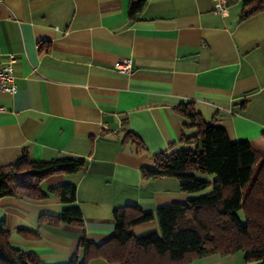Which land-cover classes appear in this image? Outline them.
<instances>
[{
  "label": "crops",
  "instance_id": "obj_1",
  "mask_svg": "<svg viewBox=\"0 0 264 264\" xmlns=\"http://www.w3.org/2000/svg\"><path fill=\"white\" fill-rule=\"evenodd\" d=\"M129 0H0V55L16 58L14 93L0 92V166L23 150L34 160L85 161L76 173H54L43 191L72 183L76 200L0 197V220L12 244L44 264H62L113 233V209L144 210L182 201L175 177L145 178L154 155L188 145L196 125L183 115L222 127L231 141L264 149V9L241 18L240 0L227 15L212 0H146L136 19ZM130 59L121 72L118 61ZM196 122V121H194ZM129 132V134H127ZM78 206L83 229L50 225L39 215ZM37 228L38 240L17 229ZM138 237L157 232L154 220L133 226ZM245 263L242 254H215L189 264ZM87 264H115L98 258Z\"/></svg>",
  "mask_w": 264,
  "mask_h": 264
},
{
  "label": "trees",
  "instance_id": "obj_2",
  "mask_svg": "<svg viewBox=\"0 0 264 264\" xmlns=\"http://www.w3.org/2000/svg\"><path fill=\"white\" fill-rule=\"evenodd\" d=\"M146 0H129L128 15L136 19ZM241 18L264 9V0H240ZM183 115L196 125L194 135L185 136V147L159 152L153 166H142L145 178L175 177L181 192L207 193L186 200L144 210L125 204L112 211L114 230L104 241L93 242L83 229L78 206H69L57 215L43 213L39 222L50 225L73 224L83 230L78 251L62 264H87L102 258L115 264H189L194 259L215 254L241 253L245 263L264 264V149L248 140L231 141L225 130L199 118L190 105H181ZM196 121V122H194ZM129 134V132H127ZM85 161L62 156L34 160L26 150L9 164L0 166V197L5 195L41 200L57 196L64 204L76 200V186L62 183L41 188L42 180L54 173H76ZM213 175L212 180L196 177V172ZM154 220L157 232L137 236L131 228ZM27 240H38L37 228L20 227ZM0 264H44L32 251L11 243L10 232L0 220Z\"/></svg>",
  "mask_w": 264,
  "mask_h": 264
},
{
  "label": "built area",
  "instance_id": "obj_3",
  "mask_svg": "<svg viewBox=\"0 0 264 264\" xmlns=\"http://www.w3.org/2000/svg\"><path fill=\"white\" fill-rule=\"evenodd\" d=\"M212 12L220 15H227L228 0H212ZM16 58L10 55L3 59L0 55V92L14 93L16 90V83L14 80V66ZM115 68L121 72H126L131 69L130 59H123L116 63ZM5 107L0 105V112L4 111Z\"/></svg>",
  "mask_w": 264,
  "mask_h": 264
},
{
  "label": "rangeland",
  "instance_id": "obj_4",
  "mask_svg": "<svg viewBox=\"0 0 264 264\" xmlns=\"http://www.w3.org/2000/svg\"><path fill=\"white\" fill-rule=\"evenodd\" d=\"M185 146H187V145H183L182 147H185ZM195 174H196V177L201 178V179H207V180L213 179V175H211V174H203V173L198 172V171ZM209 190H210V187L203 190V191H200V192L188 193L187 197L183 200H186L188 197L197 196V195L207 193Z\"/></svg>",
  "mask_w": 264,
  "mask_h": 264
}]
</instances>
